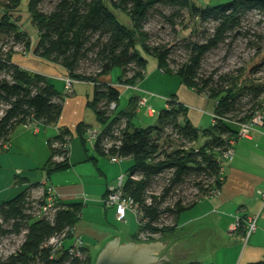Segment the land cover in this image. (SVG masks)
Returning a JSON list of instances; mask_svg holds the SVG:
<instances>
[{"label":"trees","instance_id":"trees-1","mask_svg":"<svg viewBox=\"0 0 264 264\" xmlns=\"http://www.w3.org/2000/svg\"><path fill=\"white\" fill-rule=\"evenodd\" d=\"M20 1L0 0V10L4 11L0 19V36L13 38L14 43H21L26 50H30L32 45L30 36L12 21V12L18 8ZM46 1L48 0H29L28 10L31 21L37 27L39 34L38 44L32 52L47 61L63 66L69 78L94 83L93 98L88 106L93 110L97 123L103 127L99 140L110 136L113 127L121 119L127 120L122 144L114 153L133 160L129 173L138 174L139 180L128 179L124 185L125 194L139 203L149 220L146 227L153 233L164 231L165 228L154 227L152 224L159 220L161 213L168 210L175 224L164 237L172 238L170 235L177 226L178 215L201 201L213 190H220L224 179H215L209 186L201 181L195 182L200 198L199 201L189 205H183L182 200H179L174 208L168 207L163 210L161 202L170 195L171 191L179 189L180 185L193 176L199 178L208 175L216 178L219 172L217 157L228 148L230 141L236 138L239 130L236 123L249 122L257 112L264 109V84L255 82V75L264 71L262 36L258 37L259 43L255 45L254 55L250 61L237 75L231 76L229 82H226L228 87L225 84L214 83L212 76L204 78L198 73L205 54L242 33L244 19L250 11L257 10L264 16V0H232L213 6L209 3L201 6L193 0H55L48 12L41 10V5ZM158 5L173 9L170 16H165V20L172 26L176 24L175 19L180 17L184 10L189 11L196 23L199 22L202 26L207 23L212 24L211 28L203 31L205 36L203 43L188 42L191 57L176 71L169 68L171 50L165 45L147 44L148 34L143 31V24L149 17L150 11ZM117 11L128 15L131 26L117 16ZM3 47L2 44L0 74L7 73L9 78L0 77V103L5 105L0 116V150L3 149L1 142L10 140L11 133L19 125L57 124L63 112L64 101V94L57 87V83L41 74L21 69L12 62L14 51L11 49L4 52ZM138 48L155 56L164 72L176 73L186 85L214 100L216 119L209 128H195L188 118L180 121L181 116L185 117L186 108L174 101V97L171 98L168 107L160 111L156 126L140 127L134 124L135 98L131 99L132 107L129 111H114V115H109L107 106L111 102H116L118 108L121 91L111 84H101L98 80L115 67L121 70L119 84L135 85L143 79L148 60L138 52ZM91 55L100 62L99 71L94 76L79 73L80 63ZM62 83L65 90V82ZM244 97L249 98V107L246 109L243 103ZM168 126L175 129L187 144L195 146L191 151L177 150L163 160H158L162 157L159 140L163 138L165 128ZM88 127H90L88 124L82 122L77 126L83 142H85L84 129ZM71 135L70 130L66 129L51 140V155L45 165L48 174L69 167V151L63 162L55 163L53 161L55 154H62L65 151L53 148L52 144L55 141L62 142L63 138ZM202 138L204 141L200 143ZM197 148L199 151L195 152ZM94 150L97 154L104 155L100 141L94 146ZM166 171L171 172L163 194L160 199L152 195V204L148 205L146 200L150 196L147 194L149 188L155 179ZM37 185V183L28 185L16 197L0 205L3 223L11 227L5 229L4 224L0 223V236L8 233L20 234L22 228H26L22 247L4 264H30L37 260L42 264H66L70 261L65 248H61L50 258L49 250L43 245L55 232L78 223L82 203L62 202L65 208L56 213L54 224L45 218L31 216L25 212L28 204L27 191ZM241 219L243 222V218ZM141 231L140 227V232L130 242L140 243ZM182 236L178 238L182 239ZM67 246L65 244V247ZM87 250L90 252L88 248ZM88 262L94 264L91 256L88 257ZM71 264L78 263L73 260ZM182 264L205 263L189 257ZM250 264H264V259Z\"/></svg>","mask_w":264,"mask_h":264},{"label":"rangeland","instance_id":"rangeland-1","mask_svg":"<svg viewBox=\"0 0 264 264\" xmlns=\"http://www.w3.org/2000/svg\"><path fill=\"white\" fill-rule=\"evenodd\" d=\"M2 1V0H1ZM197 4L201 6H206L208 3L210 5L224 4L230 2L232 0H193ZM55 0H48L41 5V10L48 12L51 10ZM29 0H21L18 8L13 11L12 18L15 23L19 26V28L28 33L31 38L32 45L35 47L39 41V34L37 27L32 23L31 16L28 10ZM4 11L0 10V19L3 15ZM117 16L131 26V22L129 17L124 12L117 11ZM173 13V9L164 6L158 5L155 9L150 11L149 17L143 24V31L148 34V42L150 46L157 45H165L167 48L171 50L169 59L170 65L169 68L172 71H176L179 69L181 64L188 62L191 57V51L188 48V42H197L203 43L205 41V36L203 35V31L205 29L211 28L212 24L207 23L203 26L191 17L188 10H184L181 13V16L175 19L176 24L172 26L168 21L165 20V16H170ZM262 36L264 38V16L260 14L259 11L253 10L250 11L244 19L242 33L237 35L233 39L227 40L225 43L220 44L217 48L212 49L202 58L200 68H199V76L204 78H208L212 76L214 83H219L227 86L226 82H229V78L231 76L237 75L242 68L250 61L252 56L254 55V47L259 43L258 37ZM3 44L4 52L8 50H13L14 53L12 57L24 59L23 62L28 63L31 66H36L39 63L46 64L47 60L44 58L35 55L32 50H26L23 47V44L14 43L13 38H7L6 36H0V46ZM138 52L145 58H147L148 63L146 67V74L142 82L135 85V88H128L125 85H120L121 95L119 100L118 108L115 111H122L125 109H129L132 107L129 103L131 98L134 95H140L141 97H148V106L154 107L156 113L154 118H149L145 114L147 111V107L138 106L142 111L141 114H134L133 122L137 126L141 127H149L156 126L158 124V115L160 111L165 108L163 106H158L156 102L159 101V95L162 93L171 94L172 90L176 89L179 75L172 72H164L160 67L157 61V58L141 48H138ZM48 64V63H47ZM100 62L95 59L93 55L88 59L83 60L80 63V67L78 72L81 74H86L90 76H94L99 71ZM61 66V65H60ZM63 67V66H62ZM121 74V70L118 67L112 69L109 74L106 76L107 79H112L114 82H118L119 76ZM1 78H9L7 73H1ZM257 84H264V71L262 73H258L255 75ZM64 81V79H63ZM57 83V87L62 90L64 94V99L69 96L70 91L64 90V84L59 80H54ZM154 84V85H153ZM82 86V85H80ZM141 87V88H140ZM228 87V86H227ZM190 88V87H189ZM146 89V90H143ZM154 92L153 97L151 95L150 90ZM72 90V88H71ZM192 91V89H189ZM141 91V92H140ZM194 91V90H193ZM192 91V92H193ZM67 94V95H66ZM151 96V97H150ZM170 99L169 96L166 98ZM248 97L243 98L244 108L249 107ZM155 100V101H154ZM168 104V102H167ZM187 110L194 111V108H199L198 106L191 103H185ZM104 108V106H102ZM192 108V109H191ZM5 109V105L0 103V116H2L3 110ZM197 111V109H195ZM88 117H90L91 123H95L92 126H99L100 124L96 123V117L93 110H89ZM114 111L109 112V115H114ZM209 119V118H208ZM209 121V120H208ZM206 121L203 126L209 128L211 126L210 121ZM89 128V127H88ZM88 128L84 129V132ZM127 128V126H126ZM205 129V128H203ZM29 131L30 134L33 132V127H29L28 129L24 128L22 125L17 126L13 132L11 133V142L13 143V139H15L14 143L16 146L14 148L9 147L3 148L0 150V205L5 201L11 200L20 194L22 191L26 189L28 186L26 179L30 182H40L43 180L45 176H48V173L45 169V165L50 157V151L43 149V145L39 143L37 140L32 137V135H20L21 132ZM175 129L168 126L165 128V133L163 134V138L159 140L162 157L158 160H163L167 155L177 151V150H185L191 151V148L195 145L187 144L180 136L176 135ZM75 142L81 144L80 137H76ZM85 144V143H84ZM85 153L89 157H95L100 160H104L109 165L117 166L122 168L124 174L129 173V168L133 163L131 158H126L121 165L112 163L107 155H99L94 150L92 145H84ZM82 147V148H84ZM44 150V151H43ZM71 150V149H70ZM93 160V159H91ZM107 165V166H109ZM110 167V166H109ZM120 170V174L122 173ZM58 171V170H57ZM61 171V170H60ZM66 174L68 173V169L64 170ZM171 171H166L163 175H160L159 178H156L153 185L149 190H153L154 192H160L167 184V180L170 177ZM52 172L51 174L53 175ZM114 174V172H113ZM119 174V175H120ZM117 174L110 184H114L119 177ZM43 178V179H42ZM213 177L208 175H202L197 178L193 176L191 179L187 180L183 185H180L178 188L179 194H193L197 193V187L195 182L201 181L205 185H209L212 183ZM34 189H29L27 191L29 200V204L26 205L25 212L29 215H35L36 210L32 209L30 205L32 202V196ZM169 197L168 200H170ZM88 202L85 203L82 212V218L78 221V231L76 232L77 236H80L86 247L90 250L88 252L89 256H91V260L95 263L98 255L101 250L105 247L108 239H115L120 237L121 242L130 241L134 236H136L140 232V225L138 224L134 214L128 212L126 221L117 220L114 215L109 216V224L110 227L115 230L120 236H96L99 231L98 224H101V218L105 221L104 212L110 208H105L102 204H97ZM103 211V214L100 212ZM53 212L50 213L47 217L49 221L53 218ZM163 218H159L158 228H165L163 232H161L160 236H142V233L139 235L141 240L140 243H156V242H166L165 248H161L160 252L157 254L158 257L166 256L169 258L168 262L163 264H182L186 260L184 258L185 251L182 252L186 248L189 249L188 252L192 253L190 259H200V261H209L212 262L214 258L220 256V259L224 257L226 253L228 259L232 260L233 257L231 255L241 248L244 253L246 250L249 240H251V236L247 241L245 239L238 240V244H236L235 236H231L232 234H228V236H223L224 238H220L221 233L217 231L216 227L212 224L206 223L203 225H196L194 228L196 229L199 235H189L185 234L182 236L181 241L178 244H172V238H165L166 232L173 228L172 222L166 223ZM3 223V222H2ZM4 228L11 229L9 224L5 222ZM242 227V225H241ZM240 227V228H241ZM235 232V231H234ZM256 232V231H255ZM26 228H22V232L20 234H12L8 233L7 235L0 236V264L7 263L13 255H15L25 240ZM254 233V232H253ZM244 237V236H243ZM165 238V239H164ZM74 241V238H69L65 241L66 245H70ZM134 242V241H133ZM139 243V244H140ZM173 247V248H172ZM241 254V256L243 255ZM197 255L196 257H193ZM214 263V262H213ZM30 264H42L39 260L35 263Z\"/></svg>","mask_w":264,"mask_h":264},{"label":"crops","instance_id":"crops-1","mask_svg":"<svg viewBox=\"0 0 264 264\" xmlns=\"http://www.w3.org/2000/svg\"><path fill=\"white\" fill-rule=\"evenodd\" d=\"M34 47V45H31V49H34ZM23 60L24 59L16 58L14 56L12 57V62L21 69L41 74L52 81L59 80L64 82L63 79L68 77L67 70L53 62L47 61L48 64L39 63L36 66H31L28 63L23 62ZM107 75L108 74L101 76L98 81L101 84H111L119 88L121 91V88L118 85L119 82H114L111 78L107 79ZM143 79H141L140 82H142ZM137 85L139 87V83ZM176 85V89L172 90L171 94L162 93V95H159V101L156 102L159 104L158 106L168 107L166 98L168 96L169 98L174 97V101L181 103L186 108L185 117L181 116L180 121H184L185 118H188L191 124L198 129L206 128V125L203 126V124H206V121L208 120L210 121L209 124L212 125L214 122V100L207 97V95L204 93L196 91L192 87L189 88V86L186 85L181 80V78L178 80ZM189 89L194 91L192 92ZM150 92L151 95L153 94V97L157 96H154L153 91L150 90ZM93 93L94 83L87 81H76L72 85V90H70V93H68L70 95L67 96L63 101V112L57 124L49 126L43 125L42 123L22 125L26 129L33 127V132L30 134L29 131H25L21 132L20 135H32V137H34L37 142L39 141L38 146L39 143L43 145V149L47 151V155L49 149L51 155V140L54 137L60 135L63 130H70L72 134L70 136L71 150L69 149V167L66 168L68 169L69 174L64 172L66 169H61V171H54L55 173H53V175L48 174V176H45V178L49 180V184L55 189L61 202L67 204L82 203L80 218H82V212L85 203L92 202L96 203L95 205L102 204L105 208H110L104 212V216L106 218L105 221H103L102 218L100 221L99 218L98 222L101 224H98L99 231L96 236H120L110 227V225H108L110 215H114L117 219L116 208L106 207L104 205L103 199L106 195L108 186L111 185L110 183L115 180V176L120 174V170H122V168L113 166L112 164L109 165L104 160L87 156L84 147L86 143L83 142L77 131V126L81 122L85 123L86 125L95 124L91 123L92 121H90V117H88L89 114L87 112L92 110L88 106V103L92 100ZM138 97L141 96L134 95V97H132L135 98V114H141L142 112L140 108H138ZM146 99L148 104V97ZM131 102L132 101H130L129 104L132 106ZM191 102L192 104L199 107L194 108L193 112L191 110H187L189 107H187L185 104ZM152 108L154 110L153 114L148 113V111L145 112L149 118L155 117L156 111L154 107ZM130 109L131 107L122 111H129ZM195 109H197V111H195ZM76 137H80L82 141V147L84 148H82L79 143L77 144L75 142ZM11 140L12 139L10 138L9 144H11V147L14 148L16 146L14 143L15 139H13V143ZM203 141L204 138L201 139L200 143ZM121 172V174L124 173L123 170ZM41 181L42 180H40V182ZM26 182L28 185L40 183L30 182L27 179ZM259 190H264V123L263 126L255 128L248 138L240 139L235 145V154L226 162L224 181L220 187L219 193L213 198L201 199V201L178 215L176 218L177 226L173 231L174 233L170 235L172 236L171 243L178 244L181 241V239L178 237L185 234H189L190 236L199 235L194 226H205V224L209 222V224L214 225L217 231L221 233L220 238H224L231 233V236H235V243L238 244L237 241L241 240L245 235L248 218L253 216L257 217V230L251 234V240H249L250 242H248L244 253L241 248L239 249V246L236 245L238 250H235V252L231 255V257H233L232 260H229L227 257L228 255L225 253L222 259H220V256H218L217 258H214L212 262L202 261V263L250 264L263 260L264 202L259 196ZM101 213L103 214V211L100 212V214ZM238 217H241L244 220L242 222V227L237 231L232 232V225ZM77 227L78 223L75 225V235L78 231ZM108 240L111 241L113 239ZM184 251V256H186L184 260H186L191 256L192 253L188 252L189 249L186 250V248L182 250V252ZM242 253L243 255L241 256ZM196 256L197 255H194L193 257ZM195 260L200 261L198 257Z\"/></svg>","mask_w":264,"mask_h":264},{"label":"built area","instance_id":"built-area-1","mask_svg":"<svg viewBox=\"0 0 264 264\" xmlns=\"http://www.w3.org/2000/svg\"><path fill=\"white\" fill-rule=\"evenodd\" d=\"M76 81L77 80L71 79L69 77L64 78L65 90L70 91L72 85ZM118 85L119 86L125 85L128 88L137 89L135 85H128V84H118ZM170 101L171 98L167 100L168 103ZM138 106L147 107L148 113L150 114L154 113L153 108L147 105V99L144 97H138ZM116 108H117L116 102H111L107 106L108 113L111 111H115ZM213 119L214 121L216 119L215 113L213 114ZM263 123H264V109L257 112L256 115L249 122L236 123L239 126L237 136L235 139H232L230 141L228 148L226 150H223L221 154L217 157L219 172L217 177L213 178L211 184L214 183L215 179L217 180L224 179L226 162L229 159H231L235 154V145L237 144V142L240 139L248 138L251 135V132L255 128L263 126ZM126 126H127V120L121 119V121L113 127L111 135L103 138L102 140L99 139L103 133V127L101 125L89 127L84 134L85 143L87 145H92L94 147L97 144V142L100 141V146L104 151V155L109 156V159L112 163L122 164L127 157H123L119 155V153H114V152H116L115 150H118L122 144V136L124 130L126 129ZM176 133L177 136H180V134L177 131ZM1 145L3 148L9 147V140L4 142L2 141ZM52 146L53 148H58L65 151L62 154H57V155L55 154V156L53 157V161L55 163L63 162L66 159L67 151H69L70 149V137L66 136L65 138H63L62 142L55 141L53 142ZM198 151L199 149L197 148L195 152ZM128 179L139 180V175L134 173H128V174L123 173L119 175L116 183L108 186L106 195L103 199L104 205L106 207H115L117 219L120 221H124V222L126 221L128 212L134 214L138 224L142 229L141 231L142 236H148V237L160 236L161 232L153 233L150 229L146 227L149 220L148 218L145 217V214L141 210L139 203L136 202L132 197L125 194L124 185ZM168 182L169 181L167 180V183ZM30 189H34L33 190L34 195L32 196L33 198L31 199L32 202L30 205L31 206L34 205L32 206V209L36 210L35 212L36 214L32 216L37 218H45L46 220L49 221V218L47 216L53 212L54 216L49 222L54 224V218L56 213L60 210H63L65 206H63L62 202L60 201L55 189L52 187V185L49 184V180L45 178L40 183H38L37 186L32 187ZM163 189L160 192H154L153 190L151 191L148 190L147 194L150 196L146 200V203L148 205L152 204V197H151L152 195L153 196L155 195L160 199V196L163 194ZM196 191L197 193L195 192L193 194L192 193L179 194L178 189L173 192L171 191L170 195L164 201L161 202L162 205L161 208L163 210H165L168 207L172 209L176 206V203L179 200H182L183 205H189L190 203L197 202L199 201L200 195H199V190L197 189ZM218 193L219 190L215 189L212 192H210L208 196H205V198H209L211 196L214 197ZM258 193L260 198L264 202V190H259ZM169 197L172 198L168 200ZM28 199L30 198L27 197V201L29 204L30 202ZM161 218H163L165 220L164 222L166 223L172 222L173 225L175 224L173 216L170 214L168 210L160 214V219ZM2 222L3 219L0 214V223ZM241 224H242V219L238 217L236 222L232 225L231 231L232 232L237 231L241 227ZM152 225L154 227H157L158 222H155ZM256 230H257V217H253V216L249 217L247 220L245 235L243 239L247 241L248 238L251 236V234ZM69 238H74V241L70 245L65 247V241ZM43 247L49 250L50 258L55 256L61 248H65L70 260L66 264H71V261L73 260L77 261L78 264H89L88 262L89 254L87 252V247L83 242V240L81 239V237L75 235V226H69L62 231L55 232L54 235H52L49 239L46 240Z\"/></svg>","mask_w":264,"mask_h":264},{"label":"water","instance_id":"water-1","mask_svg":"<svg viewBox=\"0 0 264 264\" xmlns=\"http://www.w3.org/2000/svg\"><path fill=\"white\" fill-rule=\"evenodd\" d=\"M168 243H122L117 237L105 245L94 264H163L169 261L166 256L158 257L161 248ZM160 249V250H159ZM154 253V254H152ZM157 253V254H155Z\"/></svg>","mask_w":264,"mask_h":264},{"label":"bare ground","instance_id":"bare-ground-1","mask_svg":"<svg viewBox=\"0 0 264 264\" xmlns=\"http://www.w3.org/2000/svg\"><path fill=\"white\" fill-rule=\"evenodd\" d=\"M160 250V249H159ZM152 254H154V253H152ZM156 254V253H155Z\"/></svg>","mask_w":264,"mask_h":264}]
</instances>
